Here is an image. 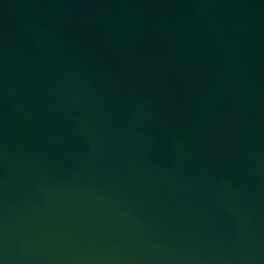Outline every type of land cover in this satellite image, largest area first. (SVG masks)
<instances>
[{
	"label": "water",
	"instance_id": "95a60500",
	"mask_svg": "<svg viewBox=\"0 0 264 264\" xmlns=\"http://www.w3.org/2000/svg\"><path fill=\"white\" fill-rule=\"evenodd\" d=\"M0 264H264V0H0Z\"/></svg>",
	"mask_w": 264,
	"mask_h": 264
}]
</instances>
